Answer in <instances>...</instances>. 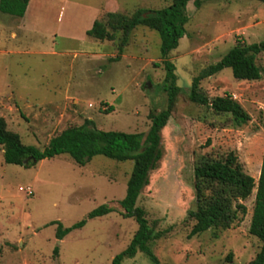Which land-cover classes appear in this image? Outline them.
<instances>
[{
    "label": "rangeland",
    "instance_id": "obj_1",
    "mask_svg": "<svg viewBox=\"0 0 264 264\" xmlns=\"http://www.w3.org/2000/svg\"><path fill=\"white\" fill-rule=\"evenodd\" d=\"M70 1L99 9L96 18L100 19L107 12L130 15L138 8L159 9L170 3ZM200 1V7L188 2L186 33L168 55L180 90L161 131L162 157L136 202L149 225L162 232L151 244L158 263L138 251L121 264H228L225 257L230 252L234 262L247 264L260 247L249 232L255 188L241 200L246 212L230 227L189 236L196 159L204 153L232 150L257 181L264 149V53L256 58L261 68L257 80H236L231 69L224 68L200 82V90L209 98L230 94L237 100L250 116L245 124L236 126L229 114H217L188 98L192 78L217 62L237 40H264V2ZM76 7L68 8L63 18H69L70 32L85 34L83 42L52 41L49 32L61 23L58 7L46 12L42 33L22 38L0 28V116L24 144L42 148L52 136L85 119L101 130L145 133L150 114L166 108L168 82L158 32L138 25L114 59L121 31L114 40L88 37L83 28L90 16ZM11 19L0 12V25H9ZM132 165V160L95 155L80 166L63 153L27 168L6 162L0 146V264H111L137 229L134 217H124L119 205ZM101 204L112 211L87 218L81 228L56 238L57 224L52 221L69 227Z\"/></svg>",
    "mask_w": 264,
    "mask_h": 264
},
{
    "label": "trees",
    "instance_id": "obj_2",
    "mask_svg": "<svg viewBox=\"0 0 264 264\" xmlns=\"http://www.w3.org/2000/svg\"><path fill=\"white\" fill-rule=\"evenodd\" d=\"M189 1L170 0L165 7L138 8L130 15L107 12L103 19L96 18L86 30L88 37L98 41L114 40L116 33L121 31L118 54L114 59L120 57L132 30L138 25L147 26L158 32L161 58L166 71L165 80L168 82L165 88L167 102L166 108L150 114L151 124L147 132L101 130L95 127L91 119H85L80 125L63 129L52 136L44 147L39 148L24 144L19 134L9 130L5 119L0 116V146L8 163L28 168L45 158L63 153H67L80 166L85 165L95 155H103L120 162L133 161L126 182V193L119 200V205L124 217H134L137 229L127 246L112 258L111 264H121L124 258H131L138 251L158 263L151 244L160 238L162 232L149 225L144 209L136 202L141 190L149 182V173L157 168L162 157L161 131L170 118L180 90L176 83L175 65L168 59V55L178 46L179 40L186 33ZM28 2L29 0H0V12L22 17ZM193 4L200 7L201 1L193 0ZM260 53H264V40L252 43L237 40L217 62L202 68L192 78L188 91L189 100L206 105L217 114H229L236 126L245 124L250 116L237 100L230 94L209 98L200 90V82L224 68H230L236 80H257L261 77V68L256 63L257 55ZM193 177L195 208L188 212L194 221L189 236L202 233L209 228L230 227L246 212L241 200L247 198L255 188L249 232L260 241V247L255 257L247 264H264V149L257 181L244 170L242 162L232 150L215 155L209 152L199 156L194 164ZM111 211L110 206L101 204L88 212L86 218L69 227L52 221L51 223L57 224L56 238L62 239L72 229L81 228L87 218L103 216ZM53 252L57 254L58 247H55ZM225 258L228 264H237L233 261L231 252Z\"/></svg>",
    "mask_w": 264,
    "mask_h": 264
},
{
    "label": "crops",
    "instance_id": "obj_3",
    "mask_svg": "<svg viewBox=\"0 0 264 264\" xmlns=\"http://www.w3.org/2000/svg\"><path fill=\"white\" fill-rule=\"evenodd\" d=\"M71 6L73 8L77 6L76 9L79 8L78 11L90 16L89 22H87L86 26L83 28L89 29L93 20L96 18L99 9L90 6L80 7L75 1L70 0H29L22 17L11 16L12 19L10 20V24L7 25L3 22V24L0 25V28H9L11 29L10 34L12 36L16 37L17 35H20L22 38L27 37L31 33H42L44 30L42 28L46 18V12L51 7H58L57 21L61 23H57L53 28L54 30L49 32L52 41L61 38L62 40H70V42H72V38H77L79 41L83 42L82 40H85L86 37L85 34H82L81 32L78 34L70 32L69 18H63L64 12ZM53 44L55 45V42H53Z\"/></svg>",
    "mask_w": 264,
    "mask_h": 264
},
{
    "label": "water",
    "instance_id": "obj_4",
    "mask_svg": "<svg viewBox=\"0 0 264 264\" xmlns=\"http://www.w3.org/2000/svg\"><path fill=\"white\" fill-rule=\"evenodd\" d=\"M59 242V241H58Z\"/></svg>",
    "mask_w": 264,
    "mask_h": 264
}]
</instances>
